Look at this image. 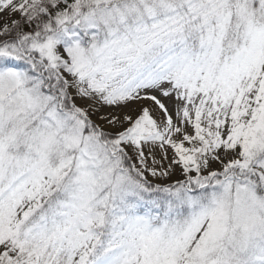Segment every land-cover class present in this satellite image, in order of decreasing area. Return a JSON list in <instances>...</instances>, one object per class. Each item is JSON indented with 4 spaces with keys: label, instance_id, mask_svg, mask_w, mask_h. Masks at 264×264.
Here are the masks:
<instances>
[{
    "label": "snow or ice",
    "instance_id": "1",
    "mask_svg": "<svg viewBox=\"0 0 264 264\" xmlns=\"http://www.w3.org/2000/svg\"><path fill=\"white\" fill-rule=\"evenodd\" d=\"M0 264H264V0H0Z\"/></svg>",
    "mask_w": 264,
    "mask_h": 264
}]
</instances>
